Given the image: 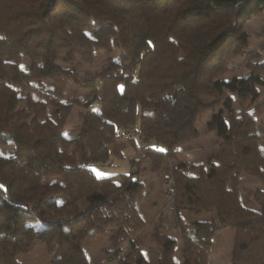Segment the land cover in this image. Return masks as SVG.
<instances>
[{
	"label": "trees",
	"instance_id": "1",
	"mask_svg": "<svg viewBox=\"0 0 264 264\" xmlns=\"http://www.w3.org/2000/svg\"><path fill=\"white\" fill-rule=\"evenodd\" d=\"M259 8L264 0H203L192 6L186 0H0V144H13L11 154L0 155V217L3 210L12 215L0 223V264H22L18 255L36 239L45 244L49 264H90L82 240L107 225L119 229L115 244L134 232L139 175L146 162L159 172L166 161H174L162 176L172 183L176 212L215 214L185 232L180 264H207L199 246L224 227L234 231L233 264H264V188L246 194L258 207L241 195L244 175L264 184V125L256 119L264 96L251 107L245 94L252 82L264 83V61L247 62L252 76L235 77L242 108L226 124L219 120L207 127L227 125L229 139L219 141L205 161L179 158L181 147L200 136L198 119L220 104L227 58L246 46L242 21ZM114 48L125 58L109 56L97 72L98 107L91 106L94 94L82 103L74 133L64 135L78 100L64 98L49 83L75 82L77 74L56 61L93 62L99 49ZM131 132L156 145L137 148L130 173L95 175L93 164L124 157L120 147ZM18 216L34 218L40 227L25 223L16 234ZM127 242L121 259L142 264L136 243L129 236ZM160 249L156 264H177L172 245ZM120 252L117 244L108 258Z\"/></svg>",
	"mask_w": 264,
	"mask_h": 264
},
{
	"label": "rangeland",
	"instance_id": "2",
	"mask_svg": "<svg viewBox=\"0 0 264 264\" xmlns=\"http://www.w3.org/2000/svg\"><path fill=\"white\" fill-rule=\"evenodd\" d=\"M186 3L192 6L203 3V0H186ZM187 14L189 18L194 17L193 12H187ZM241 26L247 34L246 46L242 49L241 53L237 52L227 58L226 65L228 66V70L220 76L222 80V99H220V104L213 111L203 114L198 119L197 127L201 131L200 136L193 143L181 147L179 158L186 163L205 161L208 155L215 150L216 144L219 141L229 139L230 135L227 125L224 130H209L207 127L212 122L219 120H222L226 124L228 115L242 108L243 102L240 101L238 96L240 89L239 80L235 79V77L248 78L252 76L250 68H247V62L264 61V9L253 10L242 21ZM95 54L97 58L93 62L84 61L79 58H76L72 63L62 60L56 61L60 67L73 66L77 74V81L75 82L68 79L63 83H49L56 89H61L64 98L75 97L78 100L63 127V134L66 136L72 135L77 125L81 122L80 114L83 111V102L96 94V98L92 100L91 106L98 107L99 103L97 99L101 95V88L95 84L94 78L105 60L109 56L111 58H125L123 52L116 48L110 52L106 49H99ZM22 64L28 68L29 62L24 59ZM45 82L48 83V81ZM35 84V81L31 83L33 87L36 86ZM251 84V87L245 88V94L248 97L245 100L251 107H254L264 96V83L252 82ZM256 119L259 127L264 125V107L256 114ZM138 124L139 115L137 114L135 126L138 127ZM116 130L120 132L121 128L116 127ZM128 136H130V139H124L120 147V151L124 157L111 156L107 163L93 164L91 168L95 175L105 176L116 173H130L129 158L136 154L137 148L145 145H156L153 140H141L133 132L128 134ZM262 143L264 145V135ZM12 152V142L0 144V155H8ZM173 162L166 161L159 172H151L149 164L146 162V167L139 175V179L142 182V190L138 194L134 207V216L136 214V224L138 227L128 236L136 243V256H139L138 258L142 264H156L160 257L161 245L167 244L173 246L171 253L172 260L180 264L182 262L185 232L193 228L194 222L209 221L215 215L211 211L192 212L187 209H181L176 212L174 201L169 193L172 183L167 182L165 175L164 177L162 176L164 172L171 168ZM50 180H53V178H50ZM257 188H264V184L248 175H244L241 195L243 201L249 206L258 207L257 203L249 199L250 196H246L250 191ZM2 216L12 218L9 210H3ZM2 216L0 217V223L4 221ZM25 223L37 224V221L29 217H16V234L22 232ZM36 227L40 226L37 224ZM118 230L115 225H107L104 228V232L82 240L81 244L89 258L90 264H130L121 259L130 248L127 242L128 236L124 240L119 239V243L115 244ZM47 232L50 234L55 233L52 229L47 230ZM233 235L234 231L232 229L224 227L216 230L211 235L209 240H207L209 241L208 245L204 246L203 244V246H199L207 252V264H233ZM164 240L165 242H163ZM117 244L121 246L120 257L108 258ZM50 258L45 244L38 239L34 241L26 252L18 255V260L22 264H49Z\"/></svg>",
	"mask_w": 264,
	"mask_h": 264
}]
</instances>
